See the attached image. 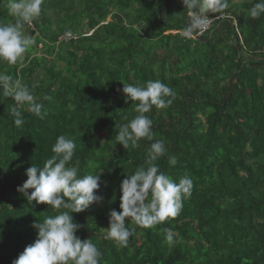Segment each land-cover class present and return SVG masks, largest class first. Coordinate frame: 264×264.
Returning a JSON list of instances; mask_svg holds the SVG:
<instances>
[{
	"label": "trees",
	"instance_id": "trees-1",
	"mask_svg": "<svg viewBox=\"0 0 264 264\" xmlns=\"http://www.w3.org/2000/svg\"><path fill=\"white\" fill-rule=\"evenodd\" d=\"M255 2L229 0V18L188 39L182 0H44L23 29L36 43L16 65L0 61V73L43 104L42 118L25 106L16 126V102L0 90V264L35 240L33 221L56 214L30 205L17 187L28 167L53 155L60 135L75 142L71 163L79 161L80 173L102 170L106 182L101 205L72 213L76 234L100 249V264H264V15L251 18ZM7 3L0 0V24L15 22ZM156 80L175 91L173 103L147 114L153 141L125 149L116 135L138 102L125 101L123 83ZM155 140L167 150L161 170L177 182L189 176L192 194L177 217L155 227L128 218L133 234L122 247L105 239L108 214L120 211L121 180L145 163Z\"/></svg>",
	"mask_w": 264,
	"mask_h": 264
},
{
	"label": "clouds",
	"instance_id": "clouds-1",
	"mask_svg": "<svg viewBox=\"0 0 264 264\" xmlns=\"http://www.w3.org/2000/svg\"><path fill=\"white\" fill-rule=\"evenodd\" d=\"M182 3L188 16L182 35L188 39L202 34L208 27L207 19L213 14H218L215 21L225 19L227 15L224 13L229 7V0H182ZM43 4L44 0H8L7 11L15 22L0 24V61L16 65L36 43L23 29L26 23L31 25L41 16ZM249 14L253 19L264 15V0H257ZM0 90L3 97L16 102L17 107L11 109L16 126L25 122L21 111L25 106L30 113L42 118L43 104L27 85L9 74L0 73ZM122 92L126 102H138L135 105L137 115L119 126L116 142L127 149L129 144L136 146L142 139L153 141V121L147 114L153 106L159 109L170 107L175 91L156 80L148 81L146 86L123 83ZM75 150V142L60 135L52 146L53 155L42 166L32 165L26 169L27 179L17 191L33 207L41 203L50 205L56 214L47 216L43 222L33 221L36 238L12 264H100V249L90 239L82 240L76 234L81 225L74 220L72 213L101 205L104 197L100 189L106 182L101 179L102 170L98 174L80 173L79 161L71 163ZM166 151L164 142L155 140L148 148L145 163L121 180L120 211H109L105 239L127 247L133 234V229L127 225L128 218L139 227L152 228L180 214L183 201L192 194L193 181L187 175L180 177L178 182L174 181L161 170L157 161ZM170 163L175 165L176 160L172 158ZM166 239L169 244L173 242L171 230H166Z\"/></svg>",
	"mask_w": 264,
	"mask_h": 264
},
{
	"label": "built area",
	"instance_id": "built-area-1",
	"mask_svg": "<svg viewBox=\"0 0 264 264\" xmlns=\"http://www.w3.org/2000/svg\"><path fill=\"white\" fill-rule=\"evenodd\" d=\"M215 19H217V17H216V18L212 17V18H208V19H207L206 22H207V24H208V27H207L206 30L203 31L202 34L206 33V32L209 30V28L211 27V25L214 23ZM202 34H199V35H196V36H201ZM67 36H69V35H67Z\"/></svg>",
	"mask_w": 264,
	"mask_h": 264
},
{
	"label": "rangeland",
	"instance_id": "rangeland-1",
	"mask_svg": "<svg viewBox=\"0 0 264 264\" xmlns=\"http://www.w3.org/2000/svg\"><path fill=\"white\" fill-rule=\"evenodd\" d=\"M234 3H235V5H237V6L234 7L233 10H235V11H239V12H240V11L242 10V8H240V7H241L240 3L237 2V1H235ZM226 18H229V16L227 15ZM25 34L27 35L28 33L25 31ZM243 55H244V54H243Z\"/></svg>",
	"mask_w": 264,
	"mask_h": 264
}]
</instances>
